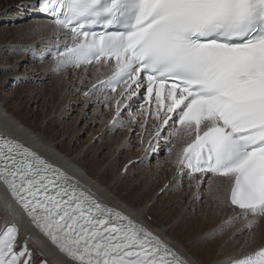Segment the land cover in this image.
Instances as JSON below:
<instances>
[{"label":"snow or ice","instance_id":"obj_1","mask_svg":"<svg viewBox=\"0 0 264 264\" xmlns=\"http://www.w3.org/2000/svg\"><path fill=\"white\" fill-rule=\"evenodd\" d=\"M34 7L62 33L47 49L53 71L107 68L83 95L116 94L102 96L105 107L115 105L113 127L134 122L146 131L153 119L154 131L146 142L141 137L146 154L163 131L182 129L190 142L173 161L177 171L200 174L198 186L228 181L230 195L218 198L219 207L231 206L233 215L210 235L241 219L250 230L264 219V0H38ZM134 99L149 105L141 106L143 120L132 111ZM0 184L14 201L3 204L0 264H34L30 243L51 257L40 264H192L145 224L2 133ZM17 206L39 236L21 242ZM248 246L245 240L218 264H264V244L244 251Z\"/></svg>","mask_w":264,"mask_h":264},{"label":"bare ground","instance_id":"obj_2","mask_svg":"<svg viewBox=\"0 0 264 264\" xmlns=\"http://www.w3.org/2000/svg\"><path fill=\"white\" fill-rule=\"evenodd\" d=\"M37 2L38 0H0V21L7 20L10 22L17 19L18 16L20 17L19 14L26 15L31 6L36 5ZM49 28L54 29L53 25L42 21H32L27 26L24 24L18 25L16 29H12L13 32L10 31V34L4 33V35H0V54L9 53L10 50L21 45L54 44L52 38H56L58 34L50 35V31L48 32ZM6 36H8V40L3 41ZM33 48L35 47L33 46ZM10 56L7 54L6 60L0 61V71L4 72L0 75V90L10 76H17L16 80L24 78L26 83L29 82L33 85L26 87L29 91V96L27 97V94H25L24 99H21L20 103L23 105L31 103L35 105L34 108L40 107L41 110H46L51 103V112L56 104L59 103V108L63 112L58 116V119H62L64 116L67 117L73 111H78L79 114L75 116L76 122L71 125V128H75L77 122L84 121L83 118L86 112H91L90 120H86L84 126L87 125V128L90 127L91 129V135L87 141L91 142L95 139L94 144L89 149L94 151L93 154H95L92 159H99L97 153L102 148L107 150L106 154H109L107 165L108 167L115 166L110 174L114 173L113 176L116 182L112 184L111 179L105 178L106 173L104 172L95 174L96 172L93 169L97 166V162L88 167V162L79 153L80 150L75 149L73 141L75 139L73 137L84 126L75 128L71 134L72 138H69L68 141L70 148L68 146L65 147L62 145L64 142L62 140L66 136L65 133H55L56 135L54 134V136L45 135L35 124L30 125L25 121L18 113L21 106L17 105L16 108L18 109L15 110L8 103V96L0 91V128L2 130L17 134L30 142L33 141L46 155L50 154L69 170L73 171L76 180L84 181L93 186L102 195L101 199L109 205L130 211L137 219L144 222L147 227L164 237L170 245H174L192 264H218L226 256L236 254L240 244L245 240H248L249 246L244 251H250L264 244V219H261L255 228L250 230L244 228L246 221L241 219L233 226L227 228L222 234L210 235L222 221L233 215V210L229 206L219 207L218 198L226 197L225 180L217 178L214 184H210L205 180L203 184L198 186V177L187 178L185 174L181 175L177 171V165L173 163L179 154L177 147L171 154H163L161 158L156 160L151 151H149L151 153L149 155V152L146 154L142 150L145 145L141 146L139 143L141 136H134V133L132 134L128 129L120 130L113 134L112 132H116L117 127L107 126L113 114L111 108L105 107V109H102L98 103L95 105L91 104L90 99L83 96L85 90L82 92L78 91V85H80L82 79L84 80L85 74H88L90 78L87 88L97 76L100 79L102 78L100 74L95 73V69H91V74L85 73L83 69L81 71L66 70L59 72L52 79L53 83L48 90L41 83L46 74L45 71H40L42 67L35 70L32 67H28L27 64L28 68H25V71L23 69L22 72H17L19 65L23 64L25 56L21 57V62L19 61L20 55L15 57V59ZM32 63L36 64V67L39 65L34 60H32ZM12 64L14 66H11ZM34 71L37 75L32 74ZM68 72H71V74H68ZM77 74H79L78 82L76 83L78 85L75 86L74 79ZM31 78H35V82ZM57 81H59L57 93H52V88ZM40 96L43 98L41 105H39ZM89 106L91 107L88 108ZM90 109L91 111H88ZM100 112H102V116L99 121L96 116ZM98 122L101 123L99 127H97ZM127 128L130 127L127 126ZM136 130H140L141 134L143 133L140 128ZM107 136L108 139L105 141ZM85 156H87L86 153ZM122 156L123 159L117 167L118 160ZM136 159H138L137 163L131 164L126 171H123L129 162ZM136 174L137 178L135 180L139 182L137 185H131L128 182V177ZM128 183L130 185H127ZM121 190H126V192L123 194ZM166 194H168L169 202H173L177 208L175 223L169 229L166 227L169 226L170 222L165 220L170 217L165 219L167 215L163 216V218L159 215L160 213L154 210L158 200L163 201L166 198ZM5 201L10 200L0 189V220L5 216L3 209ZM164 204H167V202ZM17 211L20 213L18 208ZM21 220H24L23 216ZM22 227L24 229L23 237L30 234L39 236V233L31 224L24 223ZM237 228L243 229V231L233 237V233ZM40 239H43V237H40ZM45 243L47 244L46 241ZM30 246L34 249V257L37 261L45 258L51 259L50 256L46 257L42 254L47 249L41 248L34 243H30ZM49 247L51 246L49 245Z\"/></svg>","mask_w":264,"mask_h":264},{"label":"rangeland","instance_id":"obj_3","mask_svg":"<svg viewBox=\"0 0 264 264\" xmlns=\"http://www.w3.org/2000/svg\"><path fill=\"white\" fill-rule=\"evenodd\" d=\"M19 15H20V17L18 16L17 19L11 20L10 22H8L7 20H1L0 21V31H1L0 35H4V33L10 34V31L13 32L12 29H16V27H18V25L24 24L25 26H27L32 21H34L32 19H24L23 20L22 19L23 15L22 14H19ZM21 21H22V23H21ZM52 29L53 28H51V29L49 28V30H48V32L49 31L51 32V33L49 32L50 35H52L54 33V29L53 30ZM7 37L8 36H6V38H4L3 41L8 40ZM54 40H55V38H54ZM53 43H55V42H53ZM35 45L37 47V44H33L31 46H35ZM23 47H24V49L27 48V46L21 45V46H19L17 48H13L12 50H10L9 53L0 54V61L6 60L7 54L11 55L10 57L14 58V59L17 56L19 57V55H20V57H19V61L20 62H21V57L25 56L26 61L23 58L24 62H23L22 65H19V67L17 69V72L18 71L22 72L23 69L25 71V68L27 69L28 67H32V69H35V70H38V69H40L42 67L40 69V71L41 72L45 71L46 74L44 76L45 77L44 80H42L41 83L43 84V87H47V89L49 90L51 84L53 83L52 79L54 78V76L58 75V73H55L52 70L53 68L51 66L49 67V65H48L49 63L39 64L36 67V64L32 63V58L30 57L31 52L28 54V52H25ZM27 64H28V67H27ZM11 66H14V64H12ZM44 68H45V70H44ZM48 71H49V73H48ZM79 71H81V70H79ZM3 73L4 72L1 70L0 71V75L3 74ZM88 73L91 74V70ZM32 74L33 75L34 74L37 75L35 71L32 72ZM68 74H71V72H68ZM78 75L79 74H77L76 78L74 79L75 86L78 85V84H76L78 82ZM80 76H81V73H80ZM88 76H89L88 74H85V77H87V78L84 79L83 83H80V85H78V91L82 92L83 90L86 89L87 85L89 84V79H90ZM18 78H19V76H18ZM16 79H17V76H15V75L14 76H10L7 79V81L4 83L3 88L0 90L2 92V94L8 96V100H7L8 103L11 104V106L14 107L15 110L18 109V108H16L17 105L21 106V109L18 110V113L20 114V116H22L25 119V121H27L30 125L31 124L32 125L35 124L38 127V129H40V131L45 133V135L54 136L55 133L56 134H58V133L60 134L61 132L65 133L66 136H65V139L62 140V141H64L62 145L65 146V147L68 146L70 148V146L68 144V141H69V138H72L71 134L73 133L75 128H82L84 126V122L86 120H90L91 112H86V114H84V118H83L84 121L77 122L76 127L75 128H73V127L71 128V125H73L76 122V117L75 116L79 114L78 111H73L67 117L64 116V118L58 119V116L61 115V113L63 112V110L62 109L60 110V108H59V103L56 104V106L54 107L52 112L50 110L51 103L48 105L46 110H41L40 107H35L34 108L35 105L31 104V103H27L26 105H23L22 103H20L21 99H24V95L25 94H27V97L29 96V91L26 89V87L28 85L30 86V85H33V84H31L29 82L26 83V80H24V78L22 80H16ZM31 80L33 82H35L34 81L35 78H31ZM58 85H59V81H57L56 85L52 88V93H54V92L57 93ZM16 88L20 89V90H17ZM41 97L42 96H40L39 105H41V101L43 100V98H41ZM84 98H86V97L84 96ZM89 99H90V103L91 104H93V105L96 104V103H94L96 98H89ZM15 104H16V106H15ZM90 107L91 106H89L88 108H90ZM103 108L105 109V107H103ZM88 111H91V109L88 110ZM101 116H102V112H100L96 116V118H98L99 121H100ZM53 119H54V122H53ZM99 124H101V123L98 122L97 127H99ZM117 128H116V132H112L113 134L117 133V131L119 132V130H121V129L117 130ZM90 132H91L90 127L87 128V125H85L84 128L82 130H80L77 133V135H75V137H73L75 139V140H73L74 144H75V149L80 150L79 153L81 154V157H84V160H86L88 162V167H91L92 164L97 162V166L94 167L95 170L93 169V171L96 172L95 174H98V173L102 174L103 172L106 173L105 174L106 175L105 178L106 179H111L112 184H114L116 182V179L113 176L114 173L112 175L110 173H111L112 169H114L115 166L108 167L107 162H109V154H106L107 150H105L104 148H102L100 151L97 150L98 151L97 157L99 159H96V160L92 159L95 154H93L94 151H91L89 149H90V146L94 144L95 139L93 141H91V142L87 141L88 138L91 135ZM136 135L137 134H134V136H136ZM108 136H110V135H108ZM108 136L106 137L105 141L108 139ZM104 143H106V142H104ZM85 153L87 154V156H85ZM150 154L151 153L149 152V155ZM122 159H123V156L119 158L117 167L120 165V162H121ZM155 177H156V175H155ZM135 178H137V174L136 175H130L128 177V182L131 185L132 184L133 185H137L139 181L138 180L136 181ZM129 183L127 185H130ZM121 192L124 194L126 192V190H121ZM170 193H172V192H170ZM168 194L165 195L166 198L163 201L158 200L157 204L155 205L154 210L156 212L160 213L159 215H161L162 217L163 216L165 217V215H167V217H165V219L170 217L167 220L164 219L166 222H170L169 226L166 227V228L169 229L175 223V219H176L175 215L177 213V208L175 207L173 202H171V201L169 202ZM225 199H226V197H225ZM165 202H167V204H164ZM169 210H171V211H169Z\"/></svg>","mask_w":264,"mask_h":264}]
</instances>
